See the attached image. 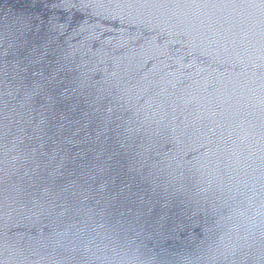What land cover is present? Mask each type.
<instances>
[{"label":"water","instance_id":"obj_1","mask_svg":"<svg viewBox=\"0 0 264 264\" xmlns=\"http://www.w3.org/2000/svg\"><path fill=\"white\" fill-rule=\"evenodd\" d=\"M0 264H264V0H0Z\"/></svg>","mask_w":264,"mask_h":264}]
</instances>
